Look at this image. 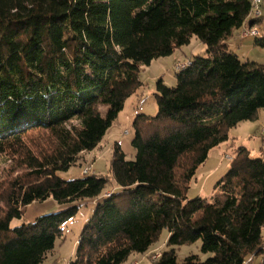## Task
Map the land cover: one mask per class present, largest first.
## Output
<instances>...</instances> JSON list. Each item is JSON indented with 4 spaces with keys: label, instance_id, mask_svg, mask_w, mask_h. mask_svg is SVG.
I'll list each match as a JSON object with an SVG mask.
<instances>
[{
    "label": "trees",
    "instance_id": "trees-1",
    "mask_svg": "<svg viewBox=\"0 0 264 264\" xmlns=\"http://www.w3.org/2000/svg\"><path fill=\"white\" fill-rule=\"evenodd\" d=\"M251 5L0 0V157L26 171L0 183V264H42L86 200L98 202L69 264H125L165 230L168 250L153 264H244L264 255V156L240 146L212 197L188 199L211 151L264 110V65L241 60L228 43ZM194 38L205 56L176 71L175 87L157 81V114L133 123L135 158L117 143L109 176H58L99 149L142 87L141 70ZM254 45L264 49L263 34ZM49 199L69 207L12 226ZM197 242L207 257L179 263L177 248Z\"/></svg>",
    "mask_w": 264,
    "mask_h": 264
},
{
    "label": "rangeland",
    "instance_id": "rangeland-1",
    "mask_svg": "<svg viewBox=\"0 0 264 264\" xmlns=\"http://www.w3.org/2000/svg\"><path fill=\"white\" fill-rule=\"evenodd\" d=\"M262 4L264 6V0ZM260 30L264 35V21ZM239 36L240 34L238 35V32H235L234 37L228 42L231 44V49L243 61L250 60L264 65V49L256 47L254 39L241 41ZM205 52L206 46L199 39L194 38L189 45L177 49L171 56L157 59L151 66L144 67L140 73L142 87L139 88L137 94L126 102L124 109L109 130L99 149L96 152L85 154L80 165L73 167L68 172H60L58 176L64 180H72L83 176L85 173L109 176L114 146L117 143L121 146L127 158L133 160L136 156V150L132 146L135 136L133 123L138 115L155 116L157 114L158 105L155 97L157 81L162 79L166 86L175 87L177 85L176 66L178 64H186L196 56H205ZM229 137L230 140L228 142L211 152L207 162L198 170L190 186L189 200L196 197H212L216 192V184L230 168L231 163L224 156H234L240 146L249 149L252 157L264 156V110L259 112L256 121L245 122L239 127L232 129ZM6 159L0 157V183L4 179L10 181L15 179L16 176L26 174V171L21 168V163H16L12 167V160ZM110 189L112 190L113 188H109L106 193L110 192ZM97 202L98 200L94 202L86 200L76 204L79 206L77 216L63 225L64 238L57 240L55 249L48 254L47 259L42 264H69L75 259L78 240L91 219ZM68 207L58 204L53 199L34 203L27 207L23 219L14 220L12 226L16 227L23 223L33 222L39 217L60 212ZM168 238V231H163L159 240L148 253L133 254L125 264H153L162 253L168 250ZM200 248V242L178 247L176 251L179 263L189 255H198L204 260L207 256L203 255ZM252 264H264V255L256 257Z\"/></svg>",
    "mask_w": 264,
    "mask_h": 264
},
{
    "label": "built area",
    "instance_id": "built-area-1",
    "mask_svg": "<svg viewBox=\"0 0 264 264\" xmlns=\"http://www.w3.org/2000/svg\"><path fill=\"white\" fill-rule=\"evenodd\" d=\"M262 3L263 0H252L251 5V13L249 20L245 23V25L240 30V39L241 40H247V39H255L257 37H261V30L256 24H252V21H257L260 18L263 17V10H262ZM188 63L186 64H178L176 66V71L183 70ZM128 134V132H126ZM226 160L229 162L232 161V156L226 155L224 156ZM83 175H90L88 173H85ZM263 253H264V242H263ZM254 261V256H251L247 259V261L244 264H252ZM137 264V263H136Z\"/></svg>",
    "mask_w": 264,
    "mask_h": 264
},
{
    "label": "crops",
    "instance_id": "crops-1",
    "mask_svg": "<svg viewBox=\"0 0 264 264\" xmlns=\"http://www.w3.org/2000/svg\"><path fill=\"white\" fill-rule=\"evenodd\" d=\"M262 9H263V19H264V6H263V4H262ZM260 28H261V27H260ZM237 32H238V35H239V34H240V30L237 31ZM239 39H240V37H239ZM240 40H241V39H240ZM247 40H249V39H247ZM241 41H242V40H241ZM230 47H231V44H230ZM217 148H218V147H217ZM215 149H216V148H215ZM213 150H214V149H213ZM213 150H212V151H213ZM212 151H211V152H212ZM210 154H211V153H210ZM209 156H210V155H209ZM208 159H209V158H208ZM200 168H201V167H200ZM263 230H264V229H263ZM254 261H255V258H254ZM254 261H253V262H254Z\"/></svg>",
    "mask_w": 264,
    "mask_h": 264
}]
</instances>
